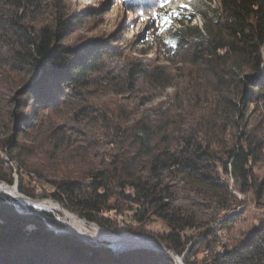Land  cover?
Returning a JSON list of instances; mask_svg holds the SVG:
<instances>
[{
  "label": "trees",
  "instance_id": "16d2710c",
  "mask_svg": "<svg viewBox=\"0 0 264 264\" xmlns=\"http://www.w3.org/2000/svg\"><path fill=\"white\" fill-rule=\"evenodd\" d=\"M216 2L211 15H203L200 28L184 24L189 18L180 14L172 17L171 27L161 26V16H155L160 20L156 29L167 35L157 43L165 61L189 63L195 69L188 86L176 87L171 101L162 103L153 116L137 117L133 106L117 103L100 112L97 117L110 135V153L96 166L89 163L74 175L69 171L67 180L51 181L45 196L80 218L118 231L125 227L117 228L105 214L128 209L134 210L130 218L137 224L160 220L165 230L157 239L176 254L187 250L178 264H264V218L240 238L226 240L219 232L228 228L226 224L203 227L178 203L179 187L217 204L235 199L232 191L264 199V178L259 180L252 170L264 155V135L251 114L254 108H264V0ZM38 12L39 0H0V61L27 77L7 98V115L0 110V151L16 164L17 188L26 195L22 175H42L27 157L39 152L56 163L67 151L65 131L46 124L43 113L58 112L69 96L84 97L93 84L92 75L100 72L106 57L117 53L111 46L91 43L81 51L63 43L66 22L56 13L52 22L34 26L28 19ZM172 81L165 65L142 67L130 61L120 83L124 90L118 94L145 86L156 91ZM5 163L0 158V181L13 184L12 170L10 166L4 170ZM23 204L39 208L32 202ZM131 238L163 250L148 237ZM0 264L174 261L149 249L116 255L66 231L51 213L24 207L0 193Z\"/></svg>",
  "mask_w": 264,
  "mask_h": 264
},
{
  "label": "rangeland",
  "instance_id": "374dc122",
  "mask_svg": "<svg viewBox=\"0 0 264 264\" xmlns=\"http://www.w3.org/2000/svg\"><path fill=\"white\" fill-rule=\"evenodd\" d=\"M39 1L41 12L30 15L28 21L31 24L36 26L37 24L52 22L54 14L57 13V16L69 26L63 43L77 47L81 51L91 43L99 46H111L117 53L106 57L100 72L92 75L93 84L84 97L69 96L58 112L49 113L45 111L43 113L42 120L46 124L54 129L59 128L65 131L67 151L59 155L61 160L57 159L56 163L55 160H48V155H42L39 152H36L34 156L27 157V160L33 162L38 168V172L42 174L41 177L36 174L22 175V185L28 195L21 193L17 188L19 177L16 172V164L10 162L4 152L0 151V158L6 161L4 170L10 166L14 178L13 184L0 181V189L8 194L2 191L0 193L9 196L24 207H31L23 204L24 202L36 204L40 209H45L42 211L51 213L57 220L64 223L66 231L75 234L77 237H82L80 233L85 234L89 238L84 239L93 240V244H110L106 241L107 239L113 245L121 246L123 244H116L113 235L131 234L132 231L128 227L137 230L134 234H138V236L157 239L156 235L162 234L165 230L160 220L151 219L146 224H137L130 218L134 210L128 209H124L121 213L110 212L105 214L106 217L113 220L114 223L111 222L117 228L125 227L122 231H118L80 218L75 213L63 208L50 196L45 195L51 190V181L67 180L70 178L67 175L70 174L69 171H72L71 175H74L84 170L86 165L89 166V163L96 166L101 158L107 157L110 153L108 151L110 135L104 131L105 128H102L103 125L97 117V115L100 116V112L114 108L117 103L133 106L134 111L137 110V117L153 116L162 103L171 101L175 89H184L188 86V76L194 75L195 69L189 63H178L177 60L165 61L164 54L157 47V43L159 38H166L167 35L160 34L159 30L156 29L157 24L155 22L161 19H156L155 16L157 15L154 13H161L162 15L167 13L166 8H169L172 11H177L185 18H189L185 20L184 24L195 25L200 28L203 23V15H211L217 2L216 0H169L161 8L160 5L164 3L163 0H143V2L139 0ZM181 5H187V7ZM173 26L178 28L180 23H173ZM143 36L148 39L146 42L142 41ZM130 61L142 67H147L149 64L167 66L173 74L172 85L156 91L148 90L145 86L130 93L123 91V93L118 94L120 90H124L120 89V83L127 76ZM6 64L5 61H0V110L5 116L7 115L5 114L6 110L10 106L7 98L13 94L16 87L27 79L24 73L12 71L9 66H4ZM138 84L143 85L142 79H139ZM80 110L84 114L80 113ZM89 113L91 115H88ZM251 114L253 124L261 126L260 129L264 135V108H254ZM5 116L2 119H5ZM23 143L32 146L28 140ZM252 170L259 180L264 178V155L259 163L253 165ZM51 172H55L57 175L54 176ZM178 192V203L196 216L198 223L203 227L206 224L216 228L223 224L228 226L227 229L219 231L222 239H238L264 218V199H256L251 193L240 194L232 191L235 199H229L225 204H217L209 202L187 189L179 187ZM109 202L111 205L114 204V199H110ZM39 208L33 209L41 211ZM64 212L74 215L76 221L74 217V220L70 219ZM74 221L78 228L73 225ZM124 237L128 243H135L133 238ZM196 239L197 237H194L193 241ZM126 248L128 247L123 246L121 249L125 250ZM165 248L174 264H177L176 258H181L182 254H176L167 249L166 246Z\"/></svg>",
  "mask_w": 264,
  "mask_h": 264
},
{
  "label": "water",
  "instance_id": "95a60500",
  "mask_svg": "<svg viewBox=\"0 0 264 264\" xmlns=\"http://www.w3.org/2000/svg\"><path fill=\"white\" fill-rule=\"evenodd\" d=\"M3 193H6V194H8L7 192H4V191H2ZM28 206H31V207H33V208H36L35 206H32V205H28ZM41 211L42 210H45V209H40ZM62 223V222H61ZM62 224H64V223H62ZM75 235V234H74ZM125 235H128V236H131V237H139L138 236V234H125ZM145 237H148V236H145ZM78 238L79 239H81V240H83V241H85V242H89V243H92L93 242V240H85L84 238H82V237H79L78 236ZM149 238V237H148ZM150 239H153V238H151L150 237ZM154 240H156L157 242H159L161 245H162V248H163V250H156V249H153V248H151V247H148V246H145L144 244H137V243H127V244H125V245H122V246H116V245H113L112 244V242H110L109 240H107L106 239V241H108L110 244H107V245H103V246H106V247H108V248H110L115 254H118L119 252H124V251H129V250H134V249H137V248H139V249H149V250H153V251H155V252H161V253H163V254H165V255H167V256H170V255H168V253L166 252V248H165V246L159 241V240H157V239H154ZM97 245H101V244H98L97 243ZM123 246H125V247H128V248H126L125 250H123V249H121ZM187 252V250L184 252V254L181 256V258H182V260H183V258H184V256H185V253ZM178 264V263H177Z\"/></svg>",
  "mask_w": 264,
  "mask_h": 264
},
{
  "label": "snow or ice",
  "instance_id": "6c2138e0",
  "mask_svg": "<svg viewBox=\"0 0 264 264\" xmlns=\"http://www.w3.org/2000/svg\"><path fill=\"white\" fill-rule=\"evenodd\" d=\"M169 2V0H164V3H162L160 5L161 8H163L165 6V4H167ZM182 7H187V5H181ZM154 15H158L161 16V26L167 24L169 27H171V23H172V17L178 16L179 13L177 11H173L170 14L169 13H164L161 15V13H154Z\"/></svg>",
  "mask_w": 264,
  "mask_h": 264
},
{
  "label": "bare ground",
  "instance_id": "6f19581e",
  "mask_svg": "<svg viewBox=\"0 0 264 264\" xmlns=\"http://www.w3.org/2000/svg\"><path fill=\"white\" fill-rule=\"evenodd\" d=\"M12 187H14V186H12ZM14 189H15V187H14ZM16 190V189H15ZM0 191H2V189H0ZM64 214H66V215H68L69 217H70V219H73V217H74V215H72V214H70L69 212H64ZM74 219H75V217H74ZM73 219V220H74ZM75 221H76V219H75ZM74 221V223H73V225L75 226V227H77L78 228V226H77V224H76V222ZM80 223V222H79ZM99 232V231H98ZM80 234H82V233H80ZM124 236H126L127 238H128V235H120V236H115V235H113V238H114V240H115V242H116V244H118V245H121V244H123V245H125V244H127L128 242H127V240L125 239V237ZM124 237V238H123ZM145 237V236H144ZM131 238V237H130ZM133 240V239H132ZM154 240V239H153ZM156 241V240H155ZM135 243H136V241H135ZM159 243V242H158ZM122 246V245H121ZM162 246V245H161ZM167 252V251H166ZM168 253V252H167ZM177 259H178V257L176 258V263H177ZM181 260H182V258H181Z\"/></svg>",
  "mask_w": 264,
  "mask_h": 264
}]
</instances>
